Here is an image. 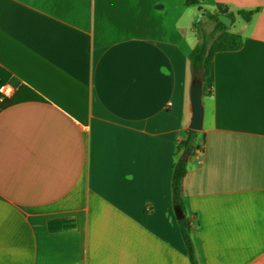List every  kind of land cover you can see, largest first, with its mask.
Instances as JSON below:
<instances>
[{
  "label": "crops",
  "instance_id": "0c3cea01",
  "mask_svg": "<svg viewBox=\"0 0 264 264\" xmlns=\"http://www.w3.org/2000/svg\"><path fill=\"white\" fill-rule=\"evenodd\" d=\"M216 4L242 45L213 55L184 216L198 264H264V0H0V85L18 83L0 107V264H190L172 165L195 9Z\"/></svg>",
  "mask_w": 264,
  "mask_h": 264
},
{
  "label": "trees",
  "instance_id": "16d2710c",
  "mask_svg": "<svg viewBox=\"0 0 264 264\" xmlns=\"http://www.w3.org/2000/svg\"><path fill=\"white\" fill-rule=\"evenodd\" d=\"M188 3H194L195 0H187ZM216 13H223L228 15L232 22L235 19V13L231 11L226 5L216 4L214 12H207L206 17L209 21L213 23V28L211 31H206L200 20L194 23V28L196 30L197 42L190 50L187 56L190 71L195 72L199 69H203L204 81H203V94L206 92L209 84L206 82V77L210 73L212 58L215 52L223 50H233L237 49L242 45V36L238 33L232 32L230 27L224 25L216 16ZM244 19H249L250 14L245 10H238ZM5 81V78L0 77V84ZM8 81L13 86H18L17 81L14 78H9ZM36 99H42L38 95L32 96ZM17 101V98L4 99L0 102V107L6 104ZM198 131L193 129H188L186 131L185 137L181 139L177 144V151L180 154L176 157L172 165V176H171V195L172 204L174 206H179L183 213V196H182V179L186 172V159L182 156L183 153L192 154L193 150L196 148L194 145L195 137ZM182 236V240L186 247V251L190 260V264H198L194 245L190 232V223L186 216L179 218L177 220Z\"/></svg>",
  "mask_w": 264,
  "mask_h": 264
},
{
  "label": "water",
  "instance_id": "95a60500",
  "mask_svg": "<svg viewBox=\"0 0 264 264\" xmlns=\"http://www.w3.org/2000/svg\"><path fill=\"white\" fill-rule=\"evenodd\" d=\"M217 18L227 27L232 24V19L223 13H217ZM203 69H199L195 72H190V81L188 87L189 109L190 118L188 128L196 131L202 129L204 106H203ZM174 213L176 218L184 217V213L179 206H174Z\"/></svg>",
  "mask_w": 264,
  "mask_h": 264
},
{
  "label": "rangeland",
  "instance_id": "374dc122",
  "mask_svg": "<svg viewBox=\"0 0 264 264\" xmlns=\"http://www.w3.org/2000/svg\"><path fill=\"white\" fill-rule=\"evenodd\" d=\"M199 0H195V2L194 3H197ZM194 3H191V4H194ZM186 4H190V3H188L187 2V0H186ZM200 9V8H199ZM195 11H196V17L194 18V21L196 22V21H198V20H200V23L202 24V22H204V21H206V22H208L209 20L207 19V17H206V13L207 12H214L215 11V8L213 9V10H206V9H203V10H199L200 11V13H199V11L197 10V9H195ZM217 14V13H216ZM210 22V21H209ZM237 27H238V24H234V25H232L231 27H230V30H232V31H235V30H237Z\"/></svg>",
  "mask_w": 264,
  "mask_h": 264
},
{
  "label": "built area",
  "instance_id": "2783aa9c",
  "mask_svg": "<svg viewBox=\"0 0 264 264\" xmlns=\"http://www.w3.org/2000/svg\"><path fill=\"white\" fill-rule=\"evenodd\" d=\"M15 87L10 83L0 85V102L13 95Z\"/></svg>",
  "mask_w": 264,
  "mask_h": 264
}]
</instances>
